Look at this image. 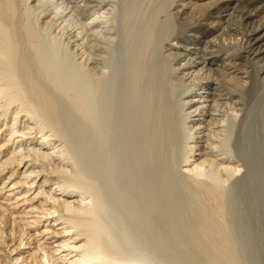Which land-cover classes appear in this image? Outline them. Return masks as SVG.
<instances>
[{
	"label": "bare ground",
	"instance_id": "1",
	"mask_svg": "<svg viewBox=\"0 0 264 264\" xmlns=\"http://www.w3.org/2000/svg\"><path fill=\"white\" fill-rule=\"evenodd\" d=\"M168 3L167 11L162 4L147 11L144 35L131 33L140 38L137 53L131 44L132 77L150 69L141 92H133L139 109L124 108L130 120L137 115L132 130L140 131L139 140L129 135L127 119L118 118L111 86L114 0H0V264H133L119 260L105 202L119 197L122 157L136 153L134 166H145L147 175L139 173L162 201L168 231L191 255L181 264H264V0ZM142 9L137 19H126L139 21ZM162 10L175 32L163 24L167 17L159 22ZM200 21L220 31L214 38L221 48L232 42L238 51L237 81L222 74V49L212 51V39L195 24ZM138 23L126 25L138 31ZM152 54L153 69L145 66ZM251 94L255 101L247 105ZM58 104L73 122L64 121ZM130 137L140 153L137 147L133 153ZM87 152L100 162L98 176L97 164L86 158L96 170L85 164L81 170Z\"/></svg>",
	"mask_w": 264,
	"mask_h": 264
},
{
	"label": "rangeland",
	"instance_id": "2",
	"mask_svg": "<svg viewBox=\"0 0 264 264\" xmlns=\"http://www.w3.org/2000/svg\"><path fill=\"white\" fill-rule=\"evenodd\" d=\"M124 1V2H123ZM131 2H129L128 0H114V16H112V18H113V22H111L112 23V25H113V27H116V29L117 30H115V28H114V31H115V37L117 38V36H118V40L115 38L114 40H117V41H115V44H114V42H112L113 43V46L111 47V50L112 49H114L113 50V52H112V54H113V56H112V58L114 57L115 59H112V60H114L115 62H113V63H115V64H112V73H110L111 75H114V76H110V74H109V76L110 77H114L113 78V82L111 83V84H108L109 86L111 85L112 87H113V89H114V100L116 101V105H117V111H119L118 113H117V115L119 114V116H118V118H121L122 120H123V122L124 121H126V119H127V122H125V123H127L126 124V128H127V126H128V132H129V130H130V132H129V135L130 136H133L134 135V139H139V140H141V138H140V131H137V130H135V132L133 133V130H132V128L134 127L133 125H135V124H137V121H138V119H137V115L135 114L134 115V117L135 118H131L132 120H130V116L131 115H129L128 113H130V110L127 112L126 111V114L124 113L125 111V109H129V107H130V109H132V111H134V110H136V109H139V108H137V107H140L139 105H140V99L138 100L137 99V97H139V96H137L136 97V94H134V96H133V92H135V93H137L138 92V90H140L139 92H141V89H143V86L146 84V82H145V78H146V76H147V73H148V71L150 70V69H148V66L147 65H149V68H151V69H153V68H155L154 66L155 65H157L158 66V64H157V62H158V59L156 58V56L155 57H152L154 54H152V55H149V59H150V57H151V59L150 60H148V58H147V60L146 61H148L147 63L145 62V66H147L146 67V69L145 70H147V71H144V72H146V76H144L143 77V75L140 77H138V76H136L134 73V75H133V77H132V72L131 71H134L135 72V69H133V66H132V64H133V56H132V52L134 51L135 52V50H137L138 48H139V46H137L139 43V40L138 39H140V38H137L138 36L140 37V36H142V35H144L145 33L144 32H146L147 31V29L145 30V28H147L146 26H147V22L148 21H146V23H145V20H148V18H149V14H148V12L150 13L151 11H149L150 10V8L151 7H155L156 8V6L157 5H160V4H162V7H163V10H166L167 8H168V6H169V3H168V0H164V1H160V0H144V2H142L143 0H139V1H141L143 4H141V2H139L138 3V5H140V6H142V7H139V6H137V5H135L136 3H137V1L138 0H130ZM151 1V2H150ZM158 1H159V4H158ZM224 1H226V0H224ZM227 1H229V0H227ZM127 2H129L128 4H127ZM148 2V3H147ZM161 2V3H160ZM165 2H166V4H165ZM132 3V4H131ZM133 3H134V6H133ZM144 3H146L145 5H144ZM155 3H157V4H155ZM164 3V4H163ZM168 3V4H167ZM130 4V6L132 5V7H134V9H135V7H136V11L137 12H135V10L131 7L130 9L128 8L129 5ZM155 4V5H154ZM167 7H165V6ZM144 6V7H143ZM145 6H148L147 8H145ZM176 6H177V4L175 5V6H173L175 9H173V7L171 8V13H174L175 11H176ZM143 8L142 10H146L145 12L143 11V12H141L142 14H140V16L142 17H140V18H138L139 19V21L138 22H142V23H138L135 19V21L134 20H131L132 18H136V17H138V16H136V17H134L133 15H137L138 14V12H139V10H138V8ZM164 7L166 8V9H164ZM127 8H128V11H130L131 9H132V11H130V12H128V13H130V15H128V13H126V11H127ZM149 8V9H148ZM155 8H154V10H153V8H151V10H153V11H155ZM162 10V11H163ZM254 10H255V8H254ZM116 11V12H115ZM148 11V12H147ZM160 12L161 13V15L163 16H161L160 15V13L158 14V19H159V22L163 19H165L166 17V21H165V23H163V22H160V23H163V24H165V26H166V29L168 28H170L172 31H174L175 32V28L174 29H172L173 27H175V23L173 24V22L172 23H170V21H171V19L169 20V23L167 22V19H168V16H166V14L167 13H165V11H163V12ZM167 11V10H166ZM134 14H133V13ZM137 13V14H136ZM146 13L149 15H147V18H146ZM253 13H254V11H253ZM127 14V15H126ZM150 14H152V13H150ZM164 14H165V16H164ZM125 15V16H124ZM159 15H160V17H159ZM128 16H130L131 17V21L130 20H127L128 18ZM129 17V18H130ZM144 17H145V19H144ZM127 18V19H126ZM137 19V18H136ZM162 20V21H163ZM133 21V22H132ZM126 22L127 23H130V24H127V25H129V26H131L130 28H132V26H137V25H134V23H138V27H139V29L141 28V30H138V31H140V33L141 34H139V32L138 31H136L135 29H134V31H132L131 29L129 30V27L126 25ZM159 23V24H160ZM169 25H167V24ZM140 24V25H139ZM141 24L142 25H146V26H143V28H142V26H141ZM162 24V25H163ZM200 29H201V31L202 32H206V34H207V37L205 38L206 40L208 39V40H211V42H212V51H218V52H220V50H221V52L219 53V55H218V57H217V59H218V66H219V68H220V70L222 71V74L224 75V76H226V77H232L233 79H234V81H237V79H239V77H240V71H239V61L238 60H236V55H238V51L236 52L233 48H231V46H233V44H232V42H231V46H230V44L228 45V46H226V44H224L223 45V48H221V46H222V40L221 39H217L216 40V38H214V37H220V35H219V32H217V33H213L212 31H210V29L212 28L213 29V25H211L210 24V22H208V21H200V22H197V23H195ZM115 25V26H114ZM124 26H127L128 28H126V27H124ZM141 26V27H140ZM164 26V27H165ZM133 27V28H134ZM220 27V26H219ZM219 27H217L216 26V29L217 28H219ZM124 28H126L125 30V32H123L124 31ZM127 29L129 30V31H132V32H129V31H127ZM170 29L169 30H167L168 32L170 31ZM117 32H118V34H117ZM171 32V31H170ZM169 32V33H170ZM125 33V34H124ZM131 33H135L134 35L135 36H137L136 38H137V42L135 41V39L136 38H134L135 36L133 35V34H131ZM127 34V35H126ZM131 36H133V37H131ZM139 34V35H138ZM128 37H130V38H128ZM218 37V38H219ZM128 38V39H127ZM132 38V39H131ZM133 38H134V40H133ZM224 39V38H223ZM131 40H133L132 42H131ZM129 41V42H128ZM127 42V43H126ZM133 42H134V44H135V46H134V44H133ZM136 42V43H135ZM227 42H229L230 43V41L227 39L226 40V42L225 43H227ZM138 43V44H137ZM136 48V49H134V47H132V45ZM221 44V45H220ZM126 45V46H125ZM131 46L132 47V49H130L131 47H128V46ZM115 46V47H114ZM229 46H230V48H229ZM114 47V48H113ZM138 47V48H137ZM226 47V48H225ZM221 48V49H220ZM228 48V49H227ZM134 49V50H133ZM220 49V50H219ZM125 50H128L127 52L125 51ZM130 50H133L132 52H130ZM115 51V52H114ZM138 51V50H137ZM137 51L135 52V53H137ZM133 52V55H135V53ZM116 54V56H115V54ZM128 53H129V55H128ZM126 55V56H125ZM130 56V57H129ZM131 58V59H130ZM124 59H126V61L124 60ZM154 59V60H153ZM130 60H132V64H130ZM119 61V62H118ZM151 64V66H150V64ZM152 63H154V64H152ZM156 63V64H155ZM118 64V65H117ZM147 64V65H146ZM116 65V66H115ZM129 65V66H128ZM131 66V67H130ZM130 68V70H129V68ZM117 68V69H116ZM126 71V72H125ZM130 71V72H129ZM123 72V73H122ZM114 73V74H113ZM115 74H117V75H115ZM144 74V73H143ZM123 75H124V77H123ZM145 75V74H144ZM122 76V77H121ZM134 76H136V77H134ZM109 77V79H108V81L110 82V81H112V79ZM139 79H138V78ZM124 78V79H123ZM137 79V82H136V79ZM111 79V80H110ZM134 80V82H131V81H129V80ZM143 79H145V80H143ZM123 80H125V81H123ZM143 80V81H142ZM147 80H148V77H147ZM222 79H220V81H221ZM115 81V82H114ZM120 81H122V82H120ZM124 82V83H123ZM131 83H133V84H135L134 86H133V84H131ZM145 83V84H144ZM114 84V85H113ZM116 84V85H115ZM120 84V85H119ZM143 84V85H142ZM225 84V83H224ZM129 85H131V86H129ZM140 85V86H139ZM109 86H108V88H109ZM117 86V87H116ZM136 86H139L138 88L136 87ZM122 87V88H121ZM124 87V88H123ZM127 87V88H126ZM129 87H131V89L133 88L134 89V91H133V89H132V92H131V89L129 88ZM107 88V89H108ZM117 88V89H116ZM137 88V89H136ZM236 88H238V87H236ZM106 89V91H108ZM120 89V90H119ZM123 89V90H122ZM135 89H136V91H135ZM118 90V91H117ZM238 91H239V89H237ZM119 91H120V93H119ZM118 93V94H117ZM128 93V94H127ZM131 94V95H130ZM255 94V93H254ZM250 95L249 97H247L245 100H246V103H247V105H250L251 104V102L253 103L255 100V98H256V95ZM117 96V97H116ZM124 96V97H123ZM127 96H129V98L127 97ZM131 97V98H130ZM124 98V99H123ZM134 98V99H133ZM253 98V99H252ZM57 99V98H56ZM122 99H123V101H122ZM127 100V104H126V102H124V101H126ZM133 99V100H132ZM135 99H137V100H135ZM58 100V99H57ZM252 100V101H251ZM59 101V100H58ZM61 101V103H63L62 102V100H60ZM60 101H59V103H60ZM134 101V103H131V102H133ZM248 101V102H247ZM250 101V102H249ZM125 103V104H123V103ZM60 103V104H61ZM122 105H121V104ZM136 103H138L137 105V107L135 106L136 105ZM250 103V104H249ZM60 104H58L59 105V109H64L63 110V115L62 116H64V121H66V119H69V120H71V117L70 118H65V117H67V116H65L66 114H67V112H66V110L68 109L67 108V106H66V109L64 108L65 106H60ZM132 106H131V105ZM62 105H64V104H62ZM66 105V104H65ZM126 105V106H125ZM128 105H130V106H128ZM121 107V108H120ZM126 107V108H125ZM119 108V109H118ZM125 108V109H124ZM60 110V111H61ZM121 110V111H120ZM68 111V110H67ZM132 111H131V113H132ZM123 112V113H122ZM66 113V114H65ZM70 113V112H69ZM120 113L121 114H123V118H122V116H120ZM135 113H136V111H135ZM65 114V115H64ZM116 114V113H115ZM68 115V114H67ZM70 115H73V114H71L70 113ZM117 115H116V117H117ZM124 116H125V120H124ZM133 116V115H132ZM129 117V118H128ZM74 118V117H73ZM72 118V120H75V119H73ZM133 119H135L134 121H136L135 123H134V121H133ZM71 120V121H72ZM121 120V121H122ZM68 121V120H67ZM66 121V122H67ZM71 121H70V123H71ZM131 121H132V123H131ZM65 122V123H66ZM73 122V121H72ZM69 123V126L72 128V130H74L73 128H75V126L74 127H72L73 125L72 124H70ZM75 123V122H74ZM68 124V123H67ZM136 127V126H135ZM137 127H138V124H137ZM137 127L136 128H133V129H137ZM76 131V132H75ZM75 131H74V134H76L77 133V129H75ZM72 133H73V131H72ZM133 133V134H132ZM136 134H137V137L135 138V136H136ZM130 139V140H129ZM128 140H129V143L131 144V145H133L131 142L134 140H132L131 141V137L129 138ZM126 140V139H125ZM124 140V144L125 145H127V146H129V144H128V142H126ZM131 141V142H130ZM136 140H134L133 141V143H134V145H138V140L135 142ZM138 142V143H137ZM127 143V144H126ZM136 143V144H135ZM130 145V146H131ZM132 146V151H133V153L136 151H134L133 150V148L134 147H137V148H134V149H137L138 151L140 150V148H138L139 146ZM140 145V144H139ZM79 146H81V145H79ZM78 146V150H79V152H80V154L82 153V151H84V147L83 146H81V147H83L82 148V150H81V147H79ZM80 148V149H79ZM129 148V147H128ZM86 151V150H85ZM84 151V152H85ZM137 151V152H138ZM130 152V151H129ZM133 153H132V155H133ZM139 153H140V151H139ZM135 154V153H134ZM137 155H138V153H136ZM135 154V155H136ZM85 155V157H84V159L82 158L81 160H82V162H81V165H83V164H85V162H86V160H85V158L87 159V162H88V160L90 161L91 160V162H90V164L92 165V164H94V166H95V164H97L96 166V169H94V170H91L90 169V167H92V169L93 168H95V167H93V166H91L90 165V167L89 166H87V165H89L87 162V165L85 164V167L87 166V169L89 168L90 170H91V173H92V171H95L96 173H95V176H98V174H97V172H98V166L100 167V162L98 161L97 162V159L95 160V158H94V160L92 159V158H90L91 156L90 155H88V152H87V156H86V153H83L82 154V156L80 155V157H83ZM125 155H127V153L125 154ZM129 155V154H128ZM134 155V156H135ZM131 156L133 159L135 158V160H138V158L140 157V155L139 156ZM125 157V156H124ZM122 157V161L123 162H125L124 160H126V162L125 163H122L121 162V165H122V167H121V165L119 164V166H120V169H122V168H124V170L122 171L123 173H122V176L121 177H124L125 175L127 176H125V178L123 179V178H121L120 176H119V182H118V184H119V186H118V188H117V191H118V193H117V195L119 194V197L118 196H116V201L114 200V198H111V200H109V201H111V202H108V199H107V201L105 202V204L107 203V206L109 207H107V208H105V210L107 209V211H108V216H109V218H107L108 220H111L110 222H111V224H112V226L113 225H116V226H113V231L115 232L116 231V235H117V237L119 238V240L118 241H120V243H119V245H120V248H121V250H120V257H119V260L121 259V257H122V261H124V260H126V262L127 261H130V260H132L131 262L133 263V264H181L180 262H181V260L184 262V260L186 261L187 259H189L190 258V254L187 252V251H183L182 252V247H183V245L180 243V241H175L174 240V238H173V235H172V233H171V231H168V223H169V218H167L166 217V212L164 211V207H162V201L161 202H158V207H160L161 208V210L160 209H158V207L156 206V205H154V202H152V201H155L156 202V200L158 199L156 196H153L154 195V193L152 192V188H151V186L150 185H152V184H150L149 185V178H144L145 176H144V174H146L147 175V173H146V169L144 168L145 166H142V165H139L138 163H137V165L138 166H134V165H136V164H134L135 162V160H133L131 157H129L128 156V158L127 157ZM136 157H138V158H136ZM127 158V159H126ZM132 160H131V159ZM140 159V158H139ZM129 160H131V162L129 161ZM85 161V162H84ZM96 161V162H95ZM129 161V162H128ZM139 161V160H138ZM138 161H136V162H138ZM93 162V163H92ZM99 163V164H98ZM127 163V164H126ZM124 165V166H123ZM119 166H117V167H119ZM132 166V167H131ZM143 168H142V167ZM81 167V170H82V172H83V169L85 168L84 167V165H83V167L82 166H80ZM135 168V169H134ZM142 168V169H141ZM86 169V168H85ZM86 169V170H87ZM128 169V170H127ZM90 170H88V171H90ZM136 170H137V172H136ZM143 170H144V174L142 173V175L140 174L141 172H143ZM127 171V172H126ZM129 171H131V173L129 172ZM132 171L134 172V174L132 173ZM140 172V173H139ZM87 173V175H88V172H86ZM136 173V174H135ZM90 174V173H89ZM130 174H133V178L131 177V176H129ZM87 175H85L84 174V176H87ZM92 175V174H91ZM93 175H94V173H93ZM94 176V177H95ZM137 176V177H136ZM88 177H89V175H88ZM91 177V176H90ZM93 177V178H94ZM129 177V178H128ZM140 178L142 181H139V183H138V181L137 180H140V179H137V178ZM147 177V176H146ZM92 178V177H91ZM136 178V179H135ZM86 179H87V177H86ZM95 179H96V177H95ZM95 179H94V181H95ZM121 179H122V181H121ZM126 179V180H125ZM133 180V183H136V184H134L133 185V183H132V181L131 180ZM90 180H92V179H90ZM144 180H146V182L148 183V185L150 186H147V184H146V182L144 181ZM93 181V180H92ZM118 181V180H117ZM131 183H130V182ZM134 181H136V182H134ZM122 182V183H121ZM140 182H142V183H144V185L146 186H144L143 184L141 185V183ZM227 182V181H226ZM226 182L225 183H223L224 185H223V191L227 188V190L229 191V189L228 188H230L229 186H230V184H231V180L230 181H228L229 182V184H228V182H227V184H226ZM151 183V182H150ZM131 184V185H130ZM129 185V186H128ZM132 186V187H131ZM137 186H139V187H137ZM119 187H120V189H119ZM128 187V188H127ZM137 187V188H136ZM143 188H145L143 191H142V189ZM148 188H150L149 190L151 191L150 192V194L151 193H153V194H148L149 195V197H151L150 199H148V200H150L152 203H151V206L153 207V205H154V209L153 208H151L149 205H150V201H148L147 199H146V197H147V192L149 193V190H148ZM119 189V190H118ZM135 189H137V190H135ZM121 190V191H120ZM146 190H148V191H146ZM227 190H225L224 191V193L225 194H227V193H229ZM144 191H146L145 193H144ZM119 192H121V194L119 193ZM141 192H143V195H144V197L143 196H141L142 195V193ZM124 193V194H123ZM137 193V194H136ZM140 193H141V195H140ZM139 194V195H138ZM107 198H108V196H106ZM106 197H105V199H106ZM126 197V198H125ZM139 197V198H138ZM153 197H155V199L153 198ZM118 198V199H117ZM137 198V199H136ZM148 198V197H147ZM157 198V199H156ZM142 199V200H141ZM154 199V200H153ZM112 200H114V201H112ZM121 200V201H120ZM143 200H144V203H146L145 205H144V203H143ZM159 200V199H158ZM170 201H171V199H169ZM142 201V202H141ZM169 201V202H170ZM173 201V200H172ZM157 202H156V204H157ZM108 203H110V206H109V204ZM112 203V204H111ZM117 203V204H116ZM142 203V204H141ZM148 203H149V205H148ZM161 203V204H160ZM122 204V205H121ZM125 204V205H124ZM172 204V203H171ZM111 206H115V207H117V208H110ZM105 207H106V205H105ZM148 207V208H147ZM156 207V208H155ZM173 208V207H172ZM110 209V210H109ZM143 209V210H142ZM149 209H150V211H149ZM114 210V211H113ZM112 211V212H111ZM148 211V212H147ZM154 211V212H153ZM173 211V210H172ZM106 212V211H105ZM109 212H111V213H109ZM153 212V213H152ZM114 213V214H113ZM104 214H106V213H104ZM106 214V215H107ZM112 214V215H111ZM152 214V215H151ZM162 216H161V215ZM105 215V216H106ZM148 215H149V217H148ZM157 215V216H156ZM165 215V216H164ZM112 216V217H111ZM152 216V217H151ZM107 217V216H106ZM158 220H157V219ZM116 219V220H115ZM115 222H114V221ZM161 220V221H160ZM165 220H166V222H165ZM167 220H168V222H167ZM151 221V222H150ZM157 221H159V222H157ZM162 221H164V222H162ZM113 223H115V224H113ZM162 223H164V224H162ZM167 223V224H166ZM119 224V225H118ZM160 225V226H159ZM162 225L164 226L163 228H162ZM159 227H160V229H159ZM118 228V229H117ZM132 230H131V229ZM162 228V229H161ZM166 229V230H165ZM160 230H162V231H160ZM160 231V232H159ZM167 231V232H166ZM169 232V233H168ZM122 233V234H121ZM168 234V235H167ZM126 235V236H125ZM170 235V236H169ZM169 236V237H168ZM137 237V238H136ZM127 240H126V239ZM172 238V239H171ZM123 240V241H122ZM129 241H131V242H129ZM124 242H126V243H124ZM167 242V243H166ZM139 244V245H138ZM181 244V245H180ZM180 245V246H179ZM153 246V247H152ZM172 246V247H171ZM122 247H124V248H122ZM178 249V250H177ZM181 251V252H180ZM185 252V253H184ZM175 256H174V255ZM178 254V255H177ZM180 254V255H179ZM129 255V256H128ZM172 255L174 256V258L172 257ZM188 255H189V258H186V257H188ZM179 257V258H178ZM184 257V258H183ZM175 258H177V259H175ZM175 259V260H174ZM173 260V261H172ZM177 260V261H176ZM179 260H180V262H179ZM137 261V262H136ZM188 261V260H187ZM189 261H190V259H189ZM121 262V261H120ZM182 262V263H183ZM121 263H123V262H121ZM184 264V263H183Z\"/></svg>",
	"mask_w": 264,
	"mask_h": 264
}]
</instances>
